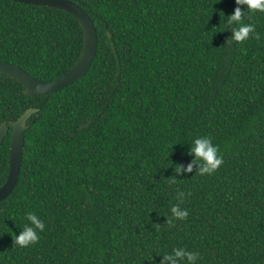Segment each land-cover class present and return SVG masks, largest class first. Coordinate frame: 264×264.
Listing matches in <instances>:
<instances>
[{"label":"trees","instance_id":"obj_1","mask_svg":"<svg viewBox=\"0 0 264 264\" xmlns=\"http://www.w3.org/2000/svg\"><path fill=\"white\" fill-rule=\"evenodd\" d=\"M69 1L97 32L87 73L44 96L0 74V125L39 110L0 202V264H160L176 247L197 264H264V13L245 10L254 31L238 43L236 0ZM83 43L69 13L0 0V61L50 82ZM200 136L223 158L210 175L190 152ZM10 144L9 126L0 187ZM177 203L186 219L172 217ZM28 212L46 228L21 248Z\"/></svg>","mask_w":264,"mask_h":264},{"label":"water","instance_id":"obj_2","mask_svg":"<svg viewBox=\"0 0 264 264\" xmlns=\"http://www.w3.org/2000/svg\"><path fill=\"white\" fill-rule=\"evenodd\" d=\"M11 1L26 5L55 8L69 13L80 23L83 30L84 43L82 52L75 64L64 75L53 81L42 82L33 78L17 65L2 61H0V74L7 75L21 83L26 96H33L35 94L39 96L53 94L82 78L90 68L97 51V32L90 16L83 9L69 0ZM38 111L39 110L36 108H29L14 122L8 124L2 123L0 125V146L5 137L9 134V126L11 127L9 172L5 183L0 187V202L8 198L17 185L22 161L24 135L28 129L27 123ZM89 125L90 122L82 126V128H86Z\"/></svg>","mask_w":264,"mask_h":264},{"label":"clouds","instance_id":"obj_3","mask_svg":"<svg viewBox=\"0 0 264 264\" xmlns=\"http://www.w3.org/2000/svg\"><path fill=\"white\" fill-rule=\"evenodd\" d=\"M238 7L234 12L228 16L227 23L235 25L231 28L232 40L234 42H243L248 39L249 34L254 31L252 24H245L243 17L245 10L249 13L261 12L264 13V0H236ZM240 6H246V9H242ZM190 152L194 154L195 161L199 163L200 167L197 171L200 175L214 173L223 163V158L219 153V148L215 145L212 139L208 136H200L191 142ZM177 172L181 169L178 166ZM192 170L190 165L187 169ZM184 193L178 192L177 199L180 203L183 202ZM180 203H177L171 207V214L174 219H186L188 211L180 207ZM26 224L20 230L18 235H15V245L23 248L29 245L35 244L40 233L45 231L46 225L44 221L32 212H28L25 215ZM198 253L188 251L183 247H176L170 253H165L160 264H197Z\"/></svg>","mask_w":264,"mask_h":264}]
</instances>
